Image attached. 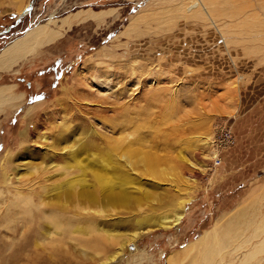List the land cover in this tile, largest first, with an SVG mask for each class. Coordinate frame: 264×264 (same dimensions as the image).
<instances>
[{"label": "rangeland", "instance_id": "obj_1", "mask_svg": "<svg viewBox=\"0 0 264 264\" xmlns=\"http://www.w3.org/2000/svg\"><path fill=\"white\" fill-rule=\"evenodd\" d=\"M86 10L104 18L0 71L14 98L0 110V264H168L177 254V264H264V0H0V33L14 26L0 53ZM127 107L128 127L108 129ZM63 123L150 159L157 174L135 187L151 200L187 192L181 222L143 231L133 252L122 246L135 229L92 221L99 211L126 221L136 207L64 201L96 180L48 159ZM185 246L196 247L181 260Z\"/></svg>", "mask_w": 264, "mask_h": 264}, {"label": "bare ground", "instance_id": "obj_2", "mask_svg": "<svg viewBox=\"0 0 264 264\" xmlns=\"http://www.w3.org/2000/svg\"><path fill=\"white\" fill-rule=\"evenodd\" d=\"M31 6L32 3H30L26 10H29ZM24 10L21 15L25 12ZM103 18V13L99 14V12L95 13L92 10H86L78 12L67 20L62 21L60 24L61 26L56 27L58 31L50 29V23H48L47 26L41 25L28 31V33L24 35L25 37L15 40L6 50L0 53V71H10L15 65H18L21 60L24 58L26 59L28 56L32 55V53L34 54L36 49L57 41L62 36V30L66 27L70 28L74 24H81L89 20L100 21ZM11 90L12 87L10 86L0 87V110L3 105H6V101L14 99L11 97ZM66 95L68 94L66 93ZM64 102L65 100H59V105L64 104ZM10 106L13 107V104ZM127 109L128 107L125 108V110L122 108L114 110L118 116L114 118V120L108 119V117L105 116L106 111L93 114L105 117L104 120L108 119L106 122L104 121L106 123L105 126L108 129H112L111 131L113 132H118L121 131V127H123V129L128 127V122L125 117ZM61 127H64L67 131L61 136L59 135V137L58 135L56 136V139L53 141L54 145L51 146V149H53L52 154L48 156V159H58L62 164L65 163L63 167L59 165L61 168L77 167L81 171V177L83 179L91 174V177L96 180L95 186L87 185L86 182H84L85 188H83V191H77V189H75L74 192H67L62 196V199L64 201H77L78 204L82 203L87 208L112 206L136 207V214L134 213V216H129L126 221L122 219L118 222L115 220L114 223H108L106 220H101V218L105 219L106 217H102L103 215L100 211L96 212V214L99 215L98 219L101 222L99 220H97V222L92 221L93 225L101 228L103 226L109 231L117 233H120L118 230L122 228L130 227L131 229H135L134 232L131 231L129 234H124L126 236V243L123 244L122 249L126 250L132 246V243L144 233L143 231L171 228L177 226L181 222L184 214L181 205L185 201L181 197L187 196V192H184V194H178V190V193L165 192V194H162L160 197L151 200L142 188L135 187V184L140 183L143 178L145 179V177H151L157 174L155 168L152 165H148L149 161H151L150 159L145 156L142 159H135L132 161L131 155L127 153L128 150L125 147H115L109 138H104L95 131L89 134L86 125L84 126L81 124L78 132L77 130H70L71 127H69V125ZM80 131L81 133H79ZM60 145H62V150L61 152H57L56 148ZM157 161H159V159ZM111 164L113 167L110 166ZM189 165L193 168L200 169V167L194 163L189 162ZM88 167L92 168L93 172L89 171ZM113 175H115L119 181H113L109 184L108 179ZM186 182L189 184L188 179ZM130 188H134L137 191V195H135L136 193L134 192V194L131 193V190L129 191ZM100 215L102 216L100 217ZM124 230L122 229V232ZM213 237L214 234L211 232L205 240ZM194 247L196 246H185L182 251L181 260L182 258H187V256H189V249H193ZM179 259V254L173 255L168 258L167 263L177 264Z\"/></svg>", "mask_w": 264, "mask_h": 264}, {"label": "water", "instance_id": "obj_3", "mask_svg": "<svg viewBox=\"0 0 264 264\" xmlns=\"http://www.w3.org/2000/svg\"><path fill=\"white\" fill-rule=\"evenodd\" d=\"M32 10H33V6H31V8H30L29 10H26V11L23 13V15H22L21 17L18 18V20H17V22H16V24H15L14 26L18 25V24L20 23L22 17H24L25 15H28L29 13H31ZM14 26H12V27H10L9 29L5 30L4 32L0 33V35L10 32L11 29H12ZM130 248H131V250H133V251H135V249H136L134 245L130 246Z\"/></svg>", "mask_w": 264, "mask_h": 264}, {"label": "built area", "instance_id": "obj_4", "mask_svg": "<svg viewBox=\"0 0 264 264\" xmlns=\"http://www.w3.org/2000/svg\"><path fill=\"white\" fill-rule=\"evenodd\" d=\"M224 136L226 137V139L228 138L232 139V135L230 131H225ZM214 162H215V167L217 168L221 165L222 160L220 157H216Z\"/></svg>", "mask_w": 264, "mask_h": 264}]
</instances>
